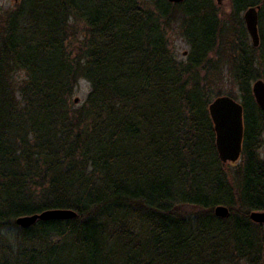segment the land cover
I'll return each instance as SVG.
<instances>
[{
    "label": "trees",
    "instance_id": "trees-1",
    "mask_svg": "<svg viewBox=\"0 0 264 264\" xmlns=\"http://www.w3.org/2000/svg\"><path fill=\"white\" fill-rule=\"evenodd\" d=\"M231 5L226 21L214 0H22L0 18V264H264V225L250 219L264 211L251 90L264 0ZM258 6L255 48L238 17ZM175 14L184 61L169 46ZM224 68L244 108L235 169L209 113ZM81 79L91 92L76 107ZM49 210L77 217L16 224Z\"/></svg>",
    "mask_w": 264,
    "mask_h": 264
},
{
    "label": "water",
    "instance_id": "water-1",
    "mask_svg": "<svg viewBox=\"0 0 264 264\" xmlns=\"http://www.w3.org/2000/svg\"><path fill=\"white\" fill-rule=\"evenodd\" d=\"M171 4H180L185 0H167ZM260 7H251L245 11L244 21L246 29L252 39L254 47L260 45L259 34ZM253 94L257 104L264 109V81L258 80L253 85ZM78 99L75 100L77 104ZM243 105L229 96L216 98L209 106V113L214 123L216 143L221 162L226 165L240 160L243 152L242 142L244 136ZM219 218H229L230 211L226 206H217L214 210ZM77 217L72 210H49L40 214L20 217L16 224L29 228L37 221L71 220ZM250 219L255 224L264 225V211H253Z\"/></svg>",
    "mask_w": 264,
    "mask_h": 264
},
{
    "label": "rangeland",
    "instance_id": "rangeland-1",
    "mask_svg": "<svg viewBox=\"0 0 264 264\" xmlns=\"http://www.w3.org/2000/svg\"><path fill=\"white\" fill-rule=\"evenodd\" d=\"M21 1L22 0H0V18H2L4 20L7 15H9L12 11H14L16 9L17 5ZM146 1H149V0H146ZM214 2H215V5L218 7V11L220 12V17H222L226 21H228L229 20L228 15L233 14L232 13L231 0H214ZM244 14H245V12H242L238 18L242 19L243 28L246 31V35H247V41L251 46H253L252 39H251L247 29H246V24L244 21ZM178 17H179L178 15H176V14L174 15L173 19H175V21H173V20L171 21L170 25L167 27V33H168L170 49L173 51L175 56L180 61H184V60H186V58L188 56L190 46H189L188 42L186 41V39L183 38V36H182L181 23L179 22ZM231 25L235 26L236 23L230 24V26ZM0 27H1V22H0ZM236 27H238V26L236 25ZM225 32H227V34H233L232 31L226 30ZM224 35H223V38H224ZM227 73H228L227 69L224 68V73L221 74V76H219L218 78H214L215 79L214 81L218 82V85H219L218 87L222 88L224 93L226 92V94H224L223 96H228L227 94L231 93V95L233 96V99L242 103L243 102L242 94H241L240 90L236 87V85L234 83L230 82V79H229V76ZM258 80H263V79H257V80H254L252 82V88H251L252 93H253V85ZM90 92H91V84L87 80L81 79L79 81L78 85L76 86L74 94L71 98L72 102L75 104L76 107L82 106L85 103ZM253 96H254V94H253ZM76 99L79 100V102L77 104L75 103ZM215 99L216 98H213L212 102ZM263 150H264V148H262V151ZM240 164H242V157L237 162L228 163L225 166L228 167L229 169H233V168L235 169ZM5 232H7V231H5ZM9 232L12 233L13 236H15V232H17V228L12 227Z\"/></svg>",
    "mask_w": 264,
    "mask_h": 264
}]
</instances>
